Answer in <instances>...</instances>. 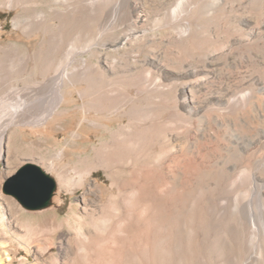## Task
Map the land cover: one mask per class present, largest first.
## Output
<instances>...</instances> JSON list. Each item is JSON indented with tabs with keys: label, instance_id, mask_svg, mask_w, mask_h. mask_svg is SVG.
Listing matches in <instances>:
<instances>
[{
	"label": "bare ground",
	"instance_id": "1",
	"mask_svg": "<svg viewBox=\"0 0 264 264\" xmlns=\"http://www.w3.org/2000/svg\"><path fill=\"white\" fill-rule=\"evenodd\" d=\"M25 2L0 0L17 10L13 26L26 38L44 35L51 17L37 11L31 21L20 19ZM60 3L51 9L62 24L74 17L78 33L88 36L89 57L79 68L56 74L64 54L58 58L55 38L24 58L0 56V155L3 137L11 148L26 126L44 131L51 124L71 146L68 162H47L56 191L44 226L15 243L27 251L36 243L45 255L58 239L63 258L48 264H203L206 216L254 209L225 190L240 181L259 196L264 191V0ZM33 73L44 84L52 79L48 105L11 84ZM75 108L81 116L69 131L62 116ZM170 118L176 125L167 127ZM208 124L218 138L195 154L193 134L202 136ZM180 155L187 160L172 166ZM98 168L108 183H88ZM80 188L87 192L60 217L62 192ZM247 221L252 237L253 219Z\"/></svg>",
	"mask_w": 264,
	"mask_h": 264
},
{
	"label": "rangeland",
	"instance_id": "2",
	"mask_svg": "<svg viewBox=\"0 0 264 264\" xmlns=\"http://www.w3.org/2000/svg\"><path fill=\"white\" fill-rule=\"evenodd\" d=\"M147 1L150 2V4H153L154 2V0ZM57 2H52L51 0H26L25 4L28 9L26 11L20 10V19L31 21L36 17L38 12L43 11L49 15V18L51 17L50 22L52 20L49 27L46 28L44 35L43 33H39L30 36V38H26L22 34L20 28L16 29L13 26V17L17 13V10L8 9L4 4L0 3V41L5 44L4 48H6L7 42H13L16 44L14 45V49H0V56L3 59L7 57L9 58L12 55H14V57L18 56L24 58L25 54L28 53V49L29 51L32 50L35 45L37 48H46L48 47L47 42H50L55 38V43L53 40L52 42L57 51V55L59 56L58 58L61 57V54H64V58H60V61H62L56 74L59 76L61 72L66 69L70 70L72 68H79L82 59L89 57V53L86 52L87 50L85 49V39L88 36L84 33H78L79 23L74 17L69 18L66 24H62L57 15L51 9V7H55V9L62 7L60 3L62 0L58 2L60 5ZM152 12L153 10L151 8V15L153 14ZM66 29L68 30L67 32H65ZM43 38L45 41L43 40L44 42H42L40 47L37 43ZM97 48L99 49V47ZM6 65L8 66L9 64ZM7 66H4L6 67L4 71H8V69L11 68L10 66ZM51 70L52 68L49 70L50 74L53 73ZM167 72H165L164 75L168 76L172 73L170 71ZM30 76H27L22 80L14 79L12 80L13 82L11 81V84L17 89L39 96L45 101L46 105H48L52 101V79H47L48 81L44 84L40 81L42 79L37 73H33ZM8 97L11 98L12 95H8ZM80 103L81 102H78L77 104ZM80 116L81 112L79 111V108L72 109L63 114L62 117L66 118L64 119L68 124L67 127L69 131L76 128V123ZM175 119L176 118H170V120L167 119V127L176 125V122H174ZM58 123L60 122L58 121ZM218 135L219 132L215 126L210 124L205 127L202 136L193 134V140L196 145V148L193 150L195 151V154L209 151L215 144ZM66 138L67 133L55 130L51 124L44 131L26 126L15 135L11 148H8L5 138L3 137L1 145L2 152L0 155V257L6 264H48L51 258L55 260H62L63 258L57 252L59 245L58 239L56 240L57 244L55 243V245H53V249L45 255H41V250L36 243L31 244L30 251L17 246L15 243V237H25L27 230L43 227L45 223V219L42 217L43 213L49 210H26L21 207L12 196L2 193L1 188L6 178L11 175L18 166L25 162H33L48 173H50V170H48L47 167V162L49 160L55 164L68 162L65 153L67 154L68 151V153H70L71 146L66 143ZM60 148H64V150L62 149V153H60ZM72 154H74V156L76 154L84 155L85 152L75 150ZM260 156L259 159L264 161L262 160L264 157V151ZM31 157L33 159H31ZM185 159L187 160V157L182 155L177 156L174 158L171 165H180ZM247 165H249V162H247ZM7 170L11 171H9L10 174L6 172ZM50 174L55 178L53 172ZM95 179H97L98 182L108 183L105 172L101 168L94 170L92 177L88 179V183L93 184ZM88 186L89 185H86V188ZM246 187V183L237 181L229 186L225 192L226 194L229 193L233 195L232 197L243 201L245 204L253 205L254 209L250 214H240L238 216L225 214L217 216L215 213H210L206 216L207 228L205 229V232L207 233V239H205V243H203L202 246L203 264H220L221 261H228V263L231 264H264V191H262L261 196H259L255 189H248L247 187L246 190ZM86 188L75 189L72 193L62 192V201L57 208V213L60 217L67 214L72 204L79 203L81 196L87 192ZM259 197L262 199L263 203H259ZM2 215L4 216L3 220ZM249 217L253 219L254 223L252 237H249L246 232V222L250 219ZM237 222H241V227L238 231H235V225ZM28 252L29 254H27ZM8 257L9 260H5ZM185 263L186 261L184 260L182 264Z\"/></svg>",
	"mask_w": 264,
	"mask_h": 264
},
{
	"label": "water",
	"instance_id": "3",
	"mask_svg": "<svg viewBox=\"0 0 264 264\" xmlns=\"http://www.w3.org/2000/svg\"><path fill=\"white\" fill-rule=\"evenodd\" d=\"M1 191L26 210H41L52 205L56 181L39 165L25 162L6 178Z\"/></svg>",
	"mask_w": 264,
	"mask_h": 264
}]
</instances>
